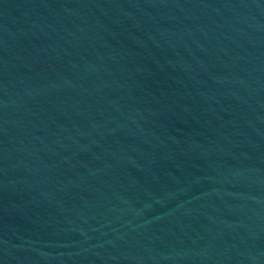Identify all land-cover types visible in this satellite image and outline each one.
Masks as SVG:
<instances>
[{
	"label": "water",
	"instance_id": "water-1",
	"mask_svg": "<svg viewBox=\"0 0 264 264\" xmlns=\"http://www.w3.org/2000/svg\"><path fill=\"white\" fill-rule=\"evenodd\" d=\"M0 264H264V0H0Z\"/></svg>",
	"mask_w": 264,
	"mask_h": 264
}]
</instances>
